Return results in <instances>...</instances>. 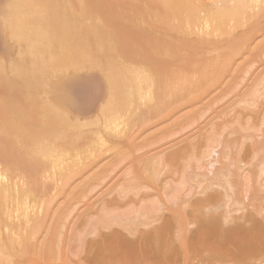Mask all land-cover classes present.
Returning <instances> with one entry per match:
<instances>
[{
	"label": "bare ground",
	"instance_id": "bare-ground-1",
	"mask_svg": "<svg viewBox=\"0 0 264 264\" xmlns=\"http://www.w3.org/2000/svg\"><path fill=\"white\" fill-rule=\"evenodd\" d=\"M90 1H0V46H7L8 52L11 45H16V54L19 49L18 56L13 55L7 66L3 63L8 62L9 54L5 60L0 58V264H51V257L67 261L70 255L74 257L66 264H155L166 250H172L173 246L167 244L173 236L170 221L176 217L149 224L144 217L145 201L142 202L147 194L127 195L128 186L109 197L98 199L95 196L84 208H78L74 216L68 217L64 210L68 194L89 168L75 161L63 163L56 170L58 156L67 148L79 149L85 138V120L92 117V112L112 120L118 110L130 105L141 115H151L154 111V114L161 112L165 105L161 104L163 100L165 103L171 100V109L176 110L178 104V109L187 105L182 99L197 90L193 98L204 89L198 99L215 97L225 91L235 77H239L245 61L252 69L246 75V83L241 82L245 85L244 94L252 93L254 86L259 85L260 76L264 75V0ZM6 49H2L3 53ZM198 63L200 65L196 66ZM170 66L183 69L179 72L178 68ZM184 68L195 70L196 74L204 70L200 74L205 73L206 77L202 76L206 79L200 74L201 78L191 74L195 83L192 85L187 80L191 75L186 78L183 75ZM84 69L86 72L93 69L91 73L100 75L97 76L101 82L98 87H102V101H105V105L101 103L90 111L69 89L70 82H84L80 81V75L78 77ZM177 71L182 75L178 76ZM160 77L168 86L174 81L172 88L184 85L173 93ZM176 78L180 86H176ZM165 93H177L181 99L173 100L180 103L172 106L176 103L172 101L173 95ZM164 108L167 110L169 105ZM247 134V139V136L252 138ZM241 136L236 134L223 141L221 156L224 159L221 158L224 161L215 173L229 187L258 178L255 182L259 184L251 185L254 186L251 196L259 210L264 198L263 190L260 192L264 181H259L257 172L260 169L249 166V172L242 174L239 149L234 153L229 148L231 138L236 139L238 147V142L247 140ZM118 137L119 140L110 136L109 142L127 144L129 138L120 140ZM237 138L241 141L237 142ZM260 138L256 139L258 142L254 138L256 144L253 141V145L251 142V146L248 145L252 153L259 148L264 150V141ZM240 175L247 178H239ZM215 192L207 196L208 201L221 198V192ZM199 201L194 202V205L200 204L195 205L197 210L206 202ZM191 211L194 216L195 211ZM260 211L257 213L261 215ZM198 212L192 217L194 220L196 216L199 218L201 211ZM221 216H201L193 230L195 238H192L204 240L208 230L219 226ZM183 218L180 223L185 221L187 225L188 219ZM101 220L105 230L96 237L87 238L82 234L84 227ZM185 228L174 235L184 246L189 239Z\"/></svg>",
	"mask_w": 264,
	"mask_h": 264
},
{
	"label": "rangeland",
	"instance_id": "rangeland-1",
	"mask_svg": "<svg viewBox=\"0 0 264 264\" xmlns=\"http://www.w3.org/2000/svg\"><path fill=\"white\" fill-rule=\"evenodd\" d=\"M0 1L2 2L3 0ZM94 1L91 0L90 2ZM100 1L103 2L102 0ZM100 1L96 2L100 3ZM10 43L12 44L13 42ZM11 44H9V46ZM0 47V58L5 60V57L8 58L7 56L9 54V59H6L8 62L5 61V63H3L7 66L6 63L12 60L11 58L13 55L18 54V48L20 47L17 48V54L15 49L16 45H11L10 48H12V50L10 48V51L8 50L10 53L7 52V46ZM3 48H7L5 53H3ZM4 60H2V62ZM246 62L247 61L244 62L245 64L242 63L241 65V75L239 74V77H235L236 81L234 80L233 83L231 82V84L224 89L225 91L218 93L215 97H202L203 99L198 98L201 97L204 89L201 94H199L200 96L197 93V96H195L196 98L192 96H194L195 92L198 90L195 91L193 95L191 94L192 96H188V94V97L181 101L182 103L186 101L187 105L181 106L182 108H179L180 111L178 109V103L180 102H176V100H179V98L181 99V96H177L178 94L176 93V95L172 94L173 97H178H172V101L176 102H173L172 106L178 104L176 110L175 108L171 109L173 108L171 107V100H168L170 103L166 101L167 105H169V108L166 110L164 107L167 108V105L165 100H163L161 104L164 103L165 105L162 104L163 109L160 107L161 112L157 111V113L154 114V111V113H150L151 115H141L138 109H131L130 105L118 110V114H115L116 116L112 118V120L107 119L103 115L105 117L104 119L101 113L92 112L90 114L92 117L86 118L85 120V125L83 127L85 138L78 147L79 149L67 148L62 155L58 156L59 164L55 166L57 170L63 163L79 161V163H83L84 167L88 166L87 168H89L82 179L77 180V186L68 194V200L64 206V210L68 217L74 216L78 208H84L85 203L92 198L95 199V196H97L98 199L109 197L116 191L128 186L125 190L127 195L147 194L145 200H142V202L145 201V203L142 204L145 206L144 209L146 210V215L144 216L145 220H147L149 224L155 225L165 221L164 219L168 221L172 216L176 217L170 221L172 222L171 231H173L172 237L174 238L171 237L172 240L170 239L167 244L169 247L173 246L172 250L171 248L169 249L171 251L166 250L167 252L162 254L160 260L155 262V264H264V221L262 220V216L264 217V198L260 203L262 209V211H260L261 209H256L257 207L255 206L257 204H255V200H252L253 197L251 196L253 194L252 188L254 189V186L251 187V185H253L258 178H256L255 181H250V179H248V181L242 185L229 187L226 186L227 184L225 185L215 173L217 169L222 166V160L224 159L221 156V154H223L221 153V149L223 150L225 146L223 141L229 136L235 137L236 134L241 136L242 133H250L252 138L247 136V139L246 134L245 136L242 135L247 139H245L246 141H241L243 138L242 136L240 140L237 138V142L238 140L241 141L238 142V144L240 143L239 147L236 145V139L231 138L230 141L232 146H230V143L229 148L231 147L234 153L235 150L239 149L237 152L239 154L238 159L241 157L242 163H239V165L243 170L242 174L248 173L252 166H256L255 169H260V172L257 170L261 178H259V181H264V150L259 148L261 151L258 149L252 153L250 149L253 141L255 143L256 139L264 136V75L262 74V76H260L261 79L257 82L259 85H257L256 88L254 86L252 93L251 91L249 93L247 91V93L245 92L244 94L246 75L248 76L249 70L252 69L250 63ZM195 65L199 66L200 63ZM166 66L168 67V65ZM205 66L206 65H204L203 68H205ZM170 67L178 68V71L183 69V67L180 68L177 66ZM207 68L208 67H206V69ZM84 70L85 72L81 71L79 74L77 73L79 71L76 72L78 77L80 75V81L82 80L84 82L76 83V80L75 82H70L69 89L78 96L79 100L84 102V108L86 110L89 108L87 111H90L105 101L104 99L102 101V87L100 86L101 89L98 87L101 82L99 83L100 77L98 79L97 76L100 75L95 74L97 72L91 73L90 71L93 69L88 72H86V69ZM246 70H248V72ZM198 71L199 70H197V72ZM182 72L185 78L187 75L189 76L192 74L194 76V74H196L195 70H185V68ZM200 72L197 73L198 77L206 79V74L202 73L205 76L203 77ZM155 74L156 73L151 75L154 76ZM179 75L182 74L179 73L178 76ZM192 75L190 76L191 79L187 77L188 81L192 82V80H194L192 79ZM184 76L182 77L184 78ZM168 78L170 80L169 75ZM210 78L211 77H209V79ZM161 79L167 87L175 85V83L173 84L174 81H171L172 84L168 86V82L166 83L165 79ZM179 79H181V77ZM184 79L181 80L184 81ZM181 80L180 82H182ZM176 81L177 78L175 79V82ZM93 82L97 84L94 85ZM191 82H189V84H191ZM199 82H201L200 79ZM241 82L244 84L242 83V85ZM207 83L203 85L206 86ZM179 84L181 85L179 82L178 85L176 83V86H180ZM193 84L195 83L192 82V85ZM198 85H201V83H198ZM180 87L170 88L173 89L172 92L174 93L176 92L175 90L182 88ZM238 87L239 89L241 87L240 91ZM171 90L168 92H171ZM200 91L201 89L199 92ZM165 94L172 96L169 93ZM165 97L167 96L165 95ZM169 97L167 98L169 99ZM162 99H164V96ZM82 102L81 104H83ZM189 103L192 104L190 105ZM102 105H105V103ZM245 113L248 114L247 117L244 115ZM225 121L226 124H224ZM227 121L229 122L227 123ZM118 135L121 137L120 140H127L129 138L126 145H112L109 142L110 136L119 140ZM258 141L259 140H256V142ZM188 144H190V146ZM249 144L250 146H248ZM240 153H242L241 155L243 156H241ZM245 154L246 156H244ZM242 166H244V168L251 167L246 170ZM136 173L137 175L140 174V176H136ZM241 175L239 178L244 176ZM242 178L246 179L247 177ZM244 179H241L242 182L245 181ZM258 184L259 183H256L255 186ZM261 185L263 187L264 183H261ZM262 187L261 193L262 190L264 192V188ZM258 190H260L259 187L257 188V191ZM215 191H218V193L221 192V194H219L221 198L208 201L207 196L209 197L211 194H216ZM262 194L264 195V193ZM201 199H205L206 202ZM197 200L205 202L203 207V203L201 202L202 208L199 207L201 210H199V208L197 210V207L200 206V204H197L198 202L195 204L196 206L198 205L197 207L194 205V202ZM191 210L195 211H193L195 215L199 214L198 211H201L200 215L202 218H204L203 215L209 217L212 215L213 217L214 215L221 214V218H224L223 220L221 219V225L219 224V226L217 225L218 227L216 226V228L211 229V231L208 230V232L205 233L206 238H203L205 241L202 240L204 242L193 239L195 238L193 237L194 235H192L194 232L193 230L197 228V222H200L201 216L198 215V219L196 216L194 220L193 218L195 215L191 216ZM256 210L258 212L260 211L262 216L257 213ZM182 216L186 218L184 219ZM180 218H183L182 220L188 219L187 225L186 223L184 224L185 221L182 222L189 232L187 235L189 239L187 238L186 243H188L186 246H184L185 244L182 243L180 238L179 240L181 242H178V238L174 236L183 231L184 226L180 223ZM103 223L104 222L101 220L93 226L87 225L82 229V234L87 238L96 237L98 232L105 230ZM186 228L184 233L187 230ZM225 229L229 231V234L231 233L228 239L227 236H229V234ZM230 229L232 231H230ZM223 235L227 240L222 238L224 237ZM221 239L222 241H220ZM197 243L201 244L199 245ZM182 246H184V248ZM73 257V255H70L67 261ZM67 261L57 257H51L49 262L51 264H66Z\"/></svg>",
	"mask_w": 264,
	"mask_h": 264
}]
</instances>
